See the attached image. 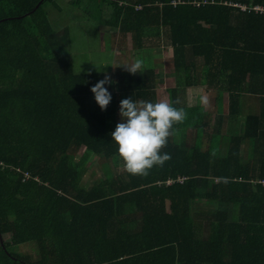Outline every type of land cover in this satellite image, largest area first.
Masks as SVG:
<instances>
[{
  "label": "trees",
  "instance_id": "1",
  "mask_svg": "<svg viewBox=\"0 0 264 264\" xmlns=\"http://www.w3.org/2000/svg\"><path fill=\"white\" fill-rule=\"evenodd\" d=\"M64 1L129 37L134 62L165 49L175 84L126 70L101 110L90 89L105 74L76 70L53 0H0V264H264V0ZM199 81L206 105L187 93ZM128 97L187 113L171 159L88 186L81 159L124 166L110 133Z\"/></svg>",
  "mask_w": 264,
  "mask_h": 264
},
{
  "label": "rangeland",
  "instance_id": "2",
  "mask_svg": "<svg viewBox=\"0 0 264 264\" xmlns=\"http://www.w3.org/2000/svg\"><path fill=\"white\" fill-rule=\"evenodd\" d=\"M100 4V0L97 2ZM46 11L51 21L52 27L59 30L63 27H68L71 34V42L68 44V49L72 53L73 61L76 70L98 69L104 74L111 77L114 83H111L114 89H118L123 82L120 81V75L125 72L126 66L134 63L132 56L131 39L122 38L115 28L105 25H96L77 7L71 6L64 0H53L46 4ZM151 54V53H150ZM140 60V59H139ZM142 67L155 66V83L161 91H164L166 86L172 85L174 82L173 66L169 52L165 49L154 48L152 56L146 55L143 59ZM195 88H192L193 90ZM211 95V94H209ZM190 96V94H189ZM201 95L192 94L191 101L198 102L201 100ZM187 99H190L188 97ZM210 103L207 106L211 115L215 114V100L210 97ZM193 103V102H191ZM226 103L224 102V111ZM232 132V127L227 129ZM226 130V132H227ZM179 135L178 138L191 140L193 132L187 130ZM192 134V135H191ZM83 147H80L75 154V160L81 158ZM83 166L82 172L85 174L82 177V182L88 186L93 180L99 181L102 177L110 174L114 170L122 171L124 166L122 162L116 161L113 168L104 166L103 160L97 157H86L81 159ZM27 243L17 246L24 248ZM29 250V247L27 248Z\"/></svg>",
  "mask_w": 264,
  "mask_h": 264
},
{
  "label": "clouds",
  "instance_id": "3",
  "mask_svg": "<svg viewBox=\"0 0 264 264\" xmlns=\"http://www.w3.org/2000/svg\"><path fill=\"white\" fill-rule=\"evenodd\" d=\"M143 61L137 59L131 65H125L132 74L141 72ZM114 83L105 74L91 87L95 101L106 110L112 95L106 84ZM175 103H179L177 100ZM201 103H208L207 96L201 97ZM119 115L121 122L110 133L112 140L118 145V153L124 161L125 170L132 175L147 176L154 166L162 167L171 159L170 154L161 150L167 145L168 138L173 134L174 124L182 123L187 116L183 108H176L164 100L159 102L136 101L131 97L120 101Z\"/></svg>",
  "mask_w": 264,
  "mask_h": 264
},
{
  "label": "crops",
  "instance_id": "4",
  "mask_svg": "<svg viewBox=\"0 0 264 264\" xmlns=\"http://www.w3.org/2000/svg\"><path fill=\"white\" fill-rule=\"evenodd\" d=\"M174 77V76H173ZM175 84V81L173 82V84H172V86ZM204 86H205V84H204V81H199V82H197L196 84H194V85H192V86H190V88L188 87L187 88V93H188V95H189V93L190 92H192V93H195L196 95H200V94H203L204 93ZM192 88H195L194 90H191ZM211 95H217V90L216 89H214V91L211 93ZM215 100V99H214ZM225 101H227L226 99H225ZM224 101V102H225ZM230 124H232V123H229L228 125H227V127H226V129H229V128H231L232 127V132H237V131H239L240 129H241V127H239V125L238 126H235V125H233V126H230ZM231 132V133H232ZM202 207H204V208H202L203 210H205V211H207V205H202ZM30 245L28 244V245H24V247L27 249L28 247H29ZM30 248V247H29ZM232 254H233V252H232ZM232 256V255H231ZM231 258V257H230Z\"/></svg>",
  "mask_w": 264,
  "mask_h": 264
},
{
  "label": "built area",
  "instance_id": "5",
  "mask_svg": "<svg viewBox=\"0 0 264 264\" xmlns=\"http://www.w3.org/2000/svg\"><path fill=\"white\" fill-rule=\"evenodd\" d=\"M257 8H260V7H257ZM26 174V173H25ZM26 176H28V174H26Z\"/></svg>",
  "mask_w": 264,
  "mask_h": 264
},
{
  "label": "bare ground",
  "instance_id": "6",
  "mask_svg": "<svg viewBox=\"0 0 264 264\" xmlns=\"http://www.w3.org/2000/svg\"><path fill=\"white\" fill-rule=\"evenodd\" d=\"M126 74H127V72H126ZM133 77V76H132ZM134 78V77H133ZM135 79V78H134ZM133 82V81H132ZM141 83V82H140Z\"/></svg>",
  "mask_w": 264,
  "mask_h": 264
}]
</instances>
